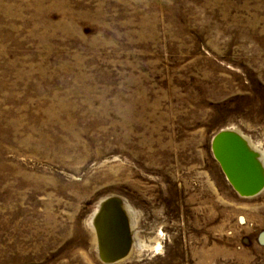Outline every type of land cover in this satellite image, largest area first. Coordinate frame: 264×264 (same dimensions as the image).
<instances>
[{"label": "rangeland", "instance_id": "obj_1", "mask_svg": "<svg viewBox=\"0 0 264 264\" xmlns=\"http://www.w3.org/2000/svg\"><path fill=\"white\" fill-rule=\"evenodd\" d=\"M228 129L264 155V0H0V264H264Z\"/></svg>", "mask_w": 264, "mask_h": 264}, {"label": "water", "instance_id": "obj_2", "mask_svg": "<svg viewBox=\"0 0 264 264\" xmlns=\"http://www.w3.org/2000/svg\"><path fill=\"white\" fill-rule=\"evenodd\" d=\"M215 139L216 137L213 141V150L216 157L218 158L214 148ZM227 139L228 147L226 151V160L219 161L228 177L229 182L232 184L235 190L243 196L250 197L258 194L264 186V177L261 167L255 160L254 153L247 149V147L244 145V141L238 134H228ZM252 170L253 172H251ZM255 174L257 177L256 180L254 177ZM116 212L121 223L126 224L124 216L118 212V206ZM124 227V240L130 242L126 225H124ZM122 251L117 256H115L114 259L123 256L125 249Z\"/></svg>", "mask_w": 264, "mask_h": 264}, {"label": "bare ground", "instance_id": "obj_3", "mask_svg": "<svg viewBox=\"0 0 264 264\" xmlns=\"http://www.w3.org/2000/svg\"><path fill=\"white\" fill-rule=\"evenodd\" d=\"M234 133L232 130L228 129V130H224L223 132L216 135L214 148H215L216 154L218 156V159L220 161L226 160V151H227V147H228V139H227L228 134H234ZM242 140L244 141V145L247 147V149L254 153L255 160H256L257 164L261 167V169L263 171V177H264V155L262 154V152H259L257 149H255L246 139L242 138ZM251 172H253V170ZM254 177L256 180V178H257L256 174L254 175ZM263 190H264V186H263L261 191H263ZM118 202L119 201H117V200H106L104 203L99 205L97 211L95 212V214L92 218V226H93V228H95V230L97 231V234L100 236L99 239H101V242L103 245L101 248L104 247V248L109 249L110 247H112L111 240H109V241L106 240V237L109 235L110 232H113L112 235H114V236H112V235H110V236H112V238L115 239L116 243L118 242L117 240H118L119 233L117 230H119V229L116 228L115 222H117L119 220V218L114 213V211L117 210V206H119ZM119 209H120V206H119ZM122 239H123V237H121V240ZM105 240L107 241V243L105 242ZM122 243L123 244L120 246L123 249H127L131 246L130 242H128L124 239L122 240ZM104 250H103V252H104ZM111 252L112 251L108 252L106 250V253L104 252V254L106 255V257L108 256L111 259L115 258V256Z\"/></svg>", "mask_w": 264, "mask_h": 264}]
</instances>
